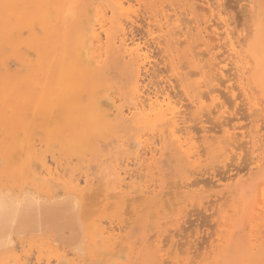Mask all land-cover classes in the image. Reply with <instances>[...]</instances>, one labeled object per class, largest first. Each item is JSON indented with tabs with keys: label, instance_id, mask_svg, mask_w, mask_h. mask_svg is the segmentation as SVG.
<instances>
[{
	"label": "rangeland",
	"instance_id": "obj_1",
	"mask_svg": "<svg viewBox=\"0 0 264 264\" xmlns=\"http://www.w3.org/2000/svg\"><path fill=\"white\" fill-rule=\"evenodd\" d=\"M20 1L21 3H23L24 7H27V0H20ZM103 1L101 3V1L98 0H72L73 3L77 4V6L79 7L78 9L81 10V15H78L75 20L65 21L64 24L61 25L63 27L65 36L61 39H58L57 43L50 41L47 44H45L44 42L40 43L38 40L32 41L30 31L27 32V30L29 29L21 28L24 25V22L21 19V14H20L21 12L17 11V6H15L14 4H9L7 8L4 9L0 8V189L1 192L9 191L13 195L18 196L17 198L20 199H23L25 194L29 195L30 193H34L35 196L37 195L36 197L39 198L40 201L42 200L45 202L44 199H46V202H48L46 203V205L53 204L50 202L52 200L54 202L55 200H57L55 203H59V201L61 203L62 199L64 200L65 197L66 198L70 197V199L73 197L72 204L71 203L70 204L74 205L75 208L78 206L77 204H81V209L79 207V211L77 209V212L80 215V213L84 210V212H86L85 214H83L84 219L85 216L89 217L86 218V222L84 220L83 223L87 224L90 220V217L94 218L92 219V221L94 220L95 222L94 227L95 225H97L96 227H98L99 224L103 222L100 225L104 227L102 231L105 230L104 233L108 234V235H104L102 233V236L104 237H102L99 233H97L99 236L98 235L93 236V234L96 235L94 233L96 227L95 228L93 227L94 231H92L90 240L94 238L95 239L90 241V243L87 242L89 243L88 244L89 247H86L85 245L84 253H81L82 251L81 252L70 251L69 249H67V247H65L63 243L61 244L60 242L58 243L56 242L53 244L54 240L52 241L53 238H50L48 234H45L43 236L41 235L38 238L31 237V235L30 236L27 235L28 237L22 239L21 238L15 239L12 248L7 251L8 254L0 252V264H47L48 262H52L51 264H57L58 259L61 258L62 256L64 257L65 260L68 261V264H112V263L113 264H189V263L191 264H264V143H263L264 142V117H263L264 93L260 88V86H258L257 83L254 82L253 78L250 77V74L247 73L246 74L247 79L245 80V83L248 84V87L250 86V90L252 91V92L250 91L251 102L253 104L255 103L259 104V106L251 110L252 111L251 112L249 110V106H247V101H245L243 97H239L241 96V92H239L238 89H236L238 90L237 92L235 90V94L238 95V97H236L237 99L235 97H232V95L230 96L231 93L229 94L228 89H226V87L231 83L232 84L236 83L234 81L231 83H226L227 81L226 79H228L227 77L232 76V78H234L233 77L235 73L234 70L233 71L228 70L226 72L227 77H224L222 80H220L221 81L220 83H217V81L215 82L216 84H218V86L220 84L221 90L223 92V93L221 92V95L223 94L224 98L221 96V101L224 102L225 99L227 98L226 103L225 102L224 103L226 107L229 109V111L226 115V118H223L224 121H227L228 119L229 121L232 120V124L235 127H237L238 132L242 131L245 132V134L247 133L246 135L248 134L251 135L252 133L253 136H260V138H257V140H259L258 147L260 148L259 149L256 148L257 150L254 154H253V148L251 150L249 149L250 147L249 143L246 144L244 143L245 140L246 141L251 140L250 137L248 139L247 138L240 139L239 141L240 143L239 147L241 148L240 151L239 148L238 150L234 149L236 154L237 153L239 154H237V156H234L236 154L233 152L231 156L230 155L231 152L228 151L229 152L228 153L225 152V149H222V147L226 148L224 147V145L226 146L225 143H223L224 145L222 144L223 146L217 143V139L224 140L222 134L216 135L214 141L211 139L212 135L210 133L206 134L205 132H202L204 127L208 130H211L218 127L220 123H222L223 121L222 119H220L219 114L214 113L212 114L213 115L212 117V115L208 114V111H203V113L202 112L199 113L196 110V108H194V106H191L190 108L189 105H191V103H189L190 101L188 100V97L198 96L207 93L206 91L207 89L199 88L198 86L199 83L202 84V81L206 79L205 77L208 78L210 74V68L209 66H206V64L209 65L210 56L206 51L208 47L206 46L205 43L214 46L215 49L213 50V52L217 53L218 55L221 54L223 51L222 53L223 56L219 55L221 57L220 58L218 56L219 59L223 60V58L227 56V52L226 53L224 52V50H226L224 48L225 47L223 44L224 42H222L224 41L223 40L224 36H221L223 35L222 34L223 30L219 29L218 31L220 32L219 36H209V38L213 37L212 38L213 40H215L216 38H221L222 39L221 41L217 39L216 41H212V40L210 41V39L207 36L205 38H202L198 35L197 31L193 29L190 30L189 32L190 34L188 33L186 40L184 37L180 39V36L175 35L176 31H174V29H171L173 28V25L170 24V22H172L176 18L175 14H177L178 16L180 15L179 17L185 15V17L182 16L181 19L183 18L185 20L187 18L188 20L192 19L195 23H192L193 21L191 22L189 20L190 23L192 24L191 26H194V24L196 25L200 24L202 27H204L205 23L203 22H205V20H208L210 16L205 15L206 9H203L204 7H201L200 5L201 3L198 2L199 0L196 1L195 0H185V1L132 0L131 2L130 0L127 1L122 0L123 2L125 1L126 3L125 5L127 8H129V6L130 7L132 6L131 8H129L131 9L129 14H131L132 18L135 20L138 19L140 21L136 20L139 23H137L138 25L136 24L135 28L133 29L134 26L131 27L132 25L130 26V24H128L129 25L128 26L126 24L128 22L126 21L128 20V17H131L128 13L127 16L125 15L126 18L125 16L123 18V15H120V17H116V19L119 22L122 20L121 18H123L122 23L126 24L124 25L127 29L126 31L129 32L130 30H132V32H134L133 35L137 39L139 38V36L142 39L144 38L146 39L148 37L146 34V27L143 26L147 23L148 24L152 23L151 27L153 31L155 30L154 31L155 36H161L167 34V37L171 36L172 38L180 39V41L178 40L177 44H173V48H172V44L168 43L164 37H161L159 39V41H161V45L156 44L157 42L149 37L146 39L152 51L151 61L153 63L152 65H154V66L151 65L152 67L150 73L152 75L150 74L149 80L151 81L152 78L154 77L153 78L154 82L153 81L152 82L157 85L159 84L160 86L159 88H161V86L162 87L165 86V88L168 87L170 93L173 91L171 95L175 101H180L181 104H183L182 110L186 111L187 114L186 117L189 119L190 116L192 115V119L194 121L190 118L189 119L190 122L185 126L188 128L190 127L191 129L189 130L185 128V130L187 129L186 132L188 133V135L185 132V134H183L182 136L186 137L185 139H188L187 141L190 144L194 143V146L196 150H198V152L200 153V156H197V158L188 159L186 148L182 149L180 146H178V143L173 142V140L170 142L171 139L168 138V130L170 128V124L164 122H157L155 119L153 120V118H140V117L134 118L128 116V113L126 111L127 108L132 107V104H135V101H138V99H135L134 97V96L137 97L134 90V82H135L134 77L136 73L132 69L133 67L128 62V60L123 59L124 58L123 51L120 48H117L118 44L116 41H117V36L118 34L120 35V33L116 29L110 30L108 32L110 33L109 36H107L106 33H103L104 36L102 34L103 37L101 36V39L99 41L96 39L91 41L92 42L91 50L93 52V57L91 60H89L91 62L90 63L89 61L85 62V60L82 59L80 62V66L83 67L86 66L87 64H91V65L94 64L92 65L93 67H91L92 70L94 69L93 74L88 79H81L82 89H84V91L78 93L76 96L77 100L85 107H88L95 98L96 100L99 99L98 101L100 103L101 109H103L102 111L106 110V112L109 113L108 118L109 119L111 118L110 119L111 127L109 129L110 135L104 136L100 133H95L93 130L84 129L83 128L84 126L83 127L81 126L82 129L84 130V135H83L84 141L81 144H84L85 147H81L83 148V150L79 148L78 151L74 150L75 151L74 152L73 148L69 146L70 143L67 139L74 137L75 129L77 127L79 128L80 124H78L77 120L75 119L71 120V123L66 122L65 117L67 115V112L63 110H58L54 113V116H56L59 120L58 122L59 125L61 126L60 131L61 129L63 131L60 133L59 131H57L59 133L58 134L53 129L52 126L47 124L45 120L46 118L43 115V109L37 103V99L39 97L41 87L42 86L45 87V85L46 87H50L53 84H55V82L58 80L62 61L66 59L65 57H69L72 55L70 42L73 33L75 31H81L85 28L84 15L87 16L90 15L89 17L91 18V20L93 19L92 26L95 27V29H97V27L99 28V25L97 24H99V22H101L102 20L105 23L109 22L108 28L111 27V21L114 20L115 18L112 15V11L115 9H111L112 8L111 6L113 4H110L108 7L107 3H110L109 1L107 0H103ZM197 2H198V6L195 5L197 4ZM220 3H221L220 9L223 10V18L229 24H231L230 29L233 32H235L234 36L238 37L240 35L242 50L243 52L246 51L250 43L254 39L255 24L257 22V15L259 8L261 7V1L260 0H220ZM223 3H225V5ZM39 7L40 5L38 4L36 6H33L31 10H35ZM114 8L116 7L114 6ZM201 9H203L204 11ZM189 11L190 13H192V15L190 16H188ZM114 12H116V10ZM193 12L196 15H194ZM156 13L159 14L156 15ZM13 14L15 18L12 16ZM96 14L98 15L96 16ZM245 15L246 17L248 16L249 18L248 19L245 18L244 17ZM148 17L149 18L152 17L153 19L152 18L149 19ZM119 18L121 20H119ZM184 19L181 20V22H184L185 21ZM245 19H247L248 21L245 22ZM124 21H126V23ZM186 23L190 25V23H188L187 20ZM41 25L44 27V29H47L45 22H41ZM41 25H38L36 23L35 26L37 28L35 29H37V31H41L42 30ZM10 27H13V29L10 30L9 29ZM160 27H163V30H160L159 29ZM23 29L24 31L22 33L21 31ZM139 29L140 30L142 29L143 31L142 30L140 31ZM100 32L101 30L98 29L97 33ZM142 32L143 33L145 32V34H143ZM23 37L25 38L22 39ZM26 37L27 39H30V41L29 40L26 41L25 40ZM115 39L116 41H114ZM182 42H184L183 45L181 44ZM197 42H199L200 44ZM163 43L165 46L163 45ZM195 43L196 46L198 45L197 47L194 46ZM213 43H218V44H213ZM179 44H181L182 47ZM20 45H22L21 48H19ZM217 46H222V47H218V51H217ZM183 50L187 51L188 54H185L186 52H184ZM201 50L204 51L202 52ZM192 51H195L194 54L196 53L195 55H197L193 60H191V57L189 55L190 53L193 54ZM102 54L104 55L102 56ZM168 55L169 57H167ZM53 56L55 57L54 58L55 61H53L52 63L51 59ZM199 60L200 62H198ZM153 61L155 62V64ZM239 62L243 66H248L249 64L252 63V62L248 63L249 62L248 58H246V56L243 55H242V59H240ZM185 63L188 65L185 66ZM202 64H205L204 66H206L207 68L206 67L202 68L203 66ZM122 65L125 67V69ZM200 65H202L201 69H200ZM126 67L130 69L127 70ZM112 68H114L113 70L115 72H111ZM159 70L161 71V73ZM153 73L155 76L153 75ZM197 73H199L198 76L196 75ZM204 73L207 74L204 75ZM174 76L179 78V80H177L176 77ZM143 78H144L143 82L145 83H143L142 81L141 82L142 85H145L149 82V80H146L147 79L146 76H143L142 79ZM182 78L184 79L182 80ZM224 80H226L224 82L225 85H223L224 83L222 82ZM107 81L109 86L106 84ZM175 81H180V82L175 83ZM160 82L163 84H160ZM103 84L107 85L105 86L107 90H105ZM236 84H234V86H236ZM197 88L200 90V94H198ZM190 90L192 92L191 94H190ZM24 91L25 92L31 91V96H30L31 99L24 98V94H23ZM104 91L106 93H104ZM3 92L6 93L5 94L6 100L2 98ZM176 92L178 93V95ZM225 93H227L226 96ZM183 95L186 96V98ZM182 98L185 99L183 100ZM129 99L131 100V102L133 101L134 103L133 102L131 103ZM227 101L228 102L230 101L231 104L230 103L228 104ZM187 103L189 105H187ZM206 103L207 105L208 104L210 105L211 101ZM113 104H115L117 108L120 107L123 110H125L126 108L125 110L126 113L123 115L125 117L124 119H126L124 120V122L122 119L123 116L118 113L117 109L114 108L115 106ZM244 104L248 107V109ZM64 105L67 107V102H65ZM244 106L246 107L247 110L245 109ZM185 107H188L190 109V113L192 111V114L188 113L189 109ZM253 111L255 113V117L253 115L254 114ZM205 112L210 117L208 116L206 118L207 114ZM202 115H205L204 118L202 117ZM250 116L253 117L250 118ZM197 117H199V119ZM212 118H213L212 121L214 123L212 124V121L208 123ZM204 120H206V122ZM218 120H220V123H218L219 122ZM250 121L251 124L249 123ZM143 122H145L147 126L144 125ZM164 124H166L167 126ZM242 125L245 126L246 129L247 128L248 129L246 130ZM182 126L183 125H181L180 128H182ZM193 126L194 127L196 126V128H193ZM208 127H211V129ZM238 127H240V129ZM157 128L159 129V131L161 130L159 133L161 135L165 134L167 138L164 135L162 138V142L156 143L159 145L157 146L158 148H160L161 145L163 144L164 145L163 147L161 146V150H159L157 154L158 156L156 157L155 161H151L149 160L150 157L145 156V154L143 153H144V148H146L148 144L151 145V143L154 141V139H152L151 136H154L156 134L155 130H157ZM193 129L195 132L193 131ZM198 130H200L201 132H199ZM163 131H165L166 133H164ZM145 134L147 135V137ZM156 135L157 136L154 137H158L159 140L158 133ZM140 137L142 138L141 141H140ZM219 137L222 138L220 139ZM198 138H200L201 140ZM22 139L24 140V143L22 142ZM138 140L142 144V150L140 147L141 144H139ZM210 140L216 144L212 143ZM67 141L69 144H67ZM136 142L138 143V145H140L137 146L139 148L135 147ZM22 143L24 145L22 146L24 150L22 151L21 149L20 151L21 148L20 145H22ZM241 144L244 145V148H242L243 145L240 146ZM172 145L175 146L172 147ZM53 146L54 149L56 150H53ZM237 146L238 145H236V147ZM175 147L180 149L175 150ZM26 150H27V154H26ZM177 150H180L181 152L180 151L178 152ZM218 150L219 151L221 150V152H224L225 154L222 153L221 156V152L219 154ZM248 151L252 153L250 154V156H248L249 155ZM14 152L16 153V155ZM28 152L31 159L28 157ZM139 152L144 156L140 155ZM165 152L169 153V155L167 153L165 154ZM203 153H205L206 155H204ZM218 155H220V157ZM238 155L241 156L239 157ZM258 155L260 156L261 162L260 164L257 165L256 163L255 164L253 163L254 161L256 162V160H254L253 158L254 157L256 158ZM140 156L144 160L141 161V165H140L142 166L140 167L141 171L140 170L138 171V169L135 166H133L132 163L136 162L137 160L136 161L134 160ZM168 157L170 160H174V162L173 161L170 162ZM247 157L250 160L247 159ZM241 158H244L245 160L244 159L241 160ZM233 159L234 161L236 159L238 160L234 162L232 161ZM119 161H121V164H123L122 162H124V164L121 166ZM230 162L233 164L230 165L231 164ZM215 163L216 164L218 163L217 165L219 167L218 166L216 167ZM227 163L230 164L228 165ZM220 166H222V168H220ZM133 167L135 168V170ZM48 169H51L52 171L50 172V170ZM125 169L126 170L130 169L132 173L135 175L134 177L137 178L130 180L129 176L124 174L126 172ZM231 169H233L234 171ZM209 170H211L210 171L211 176L208 173ZM217 171L220 172L218 173V175H216ZM134 172L136 174L140 173L137 175H141L140 176L141 178H139V176H136ZM191 172L192 173L194 172L193 175L190 174ZM171 175H173V180H174L173 183L171 182L172 179L170 178ZM212 175L215 176L213 177ZM110 176L112 177L110 178ZM167 181L170 185L166 183ZM97 182H99L98 185L96 184ZM176 183H178V185ZM50 184H52V186H50ZM94 184L97 186H95ZM175 184L176 187H172ZM99 185L101 186V188L99 187ZM102 185L104 186V188ZM135 186L138 187L139 192L143 190V192L139 193V197H136L138 196L137 193L136 194L132 193L133 190H135L136 188ZM190 186L193 187L191 188ZM88 187H90V189H88ZM138 189L136 188L137 191ZM65 190L66 191L68 190V193H65L66 192ZM170 190L172 191L171 194H173L174 206L171 205L172 203L171 199L173 200V198L170 196L172 195L171 194L168 195L170 193ZM176 191L177 192L179 191L177 195H176ZM110 192L113 194H111ZM75 193L77 194V196L75 195ZM100 193L101 194L104 193L105 196L103 194L101 196ZM78 195L80 196V198ZM94 195L96 197H94ZM126 196H129L130 198L131 197L134 198H132L131 200L129 199L127 202L126 199H128L129 197ZM67 200L68 199H66V201ZM85 200L87 201L88 206L86 205L87 203L82 204V202H84ZM143 200H147V201H143ZM67 202H69V200ZM67 202H63V204L65 203L66 205ZM111 203H113L114 206ZM119 203H122V206ZM155 203H157V205H155ZM96 204H98L99 207H97ZM82 205L85 206L82 207ZM139 205L141 206L143 205L144 206V207L142 206L143 209ZM94 206H96V208H101V207L102 208L101 210L99 209V211H97L96 208L94 209ZM106 206L107 207L110 206V207L107 208ZM111 206H113L114 208H112ZM138 206H139V210H136L138 209ZM166 206H170L169 208L172 211L170 209H169L170 211H168L167 210L168 208H166ZM127 207L128 209L125 210V208ZM110 208L112 209L111 211ZM103 209L106 210L108 209V211L106 210L103 211ZM143 212H145V214ZM152 212L154 214L157 213V215L153 216ZM130 213H132V215ZM92 214L94 217H92ZM128 215L130 218L127 217ZM132 216H134L133 219ZM126 220L127 222L125 223ZM86 224L84 225V227H87ZM88 224H91V222H89ZM92 224L91 226H93ZM153 224L154 225L157 224V225L153 226ZM162 224H165L164 227H162ZM181 224H183L184 226ZM91 226L89 225V228ZM100 226L98 227L99 229L96 230L97 232H99L98 230H101ZM173 233L174 235H172ZM175 233L177 234L175 235ZM154 234L156 235L154 236ZM108 236H110L109 238H112V242L114 241V243L115 242L117 243V244L115 243L116 245L113 244L111 249L109 247L111 245L105 242V240L106 241L108 240ZM151 236L153 237V239ZM105 237H107V239H105ZM150 237L152 240L150 239ZM164 237L166 239H164ZM102 238L104 240H102ZM100 239L104 246L102 245V243H98L101 242L99 241ZM175 240H176V244H175ZM170 246L174 249H172ZM86 248L88 249L99 248V250H96L97 252H94L95 250L92 251L88 250L89 251L88 252ZM147 248L149 249L147 250ZM100 250L101 252L99 253ZM109 250L113 252H108ZM170 252L173 256L172 255L170 256ZM192 252H193V256H192ZM102 253L103 255H101ZM5 254L7 255L5 256ZM96 254L100 256L94 257L97 256ZM115 258L116 259L119 258V259L116 260Z\"/></svg>",
	"mask_w": 264,
	"mask_h": 264
},
{
	"label": "bare ground",
	"instance_id": "obj_2",
	"mask_svg": "<svg viewBox=\"0 0 264 264\" xmlns=\"http://www.w3.org/2000/svg\"><path fill=\"white\" fill-rule=\"evenodd\" d=\"M98 1H102L103 0H98ZM109 1L110 3H107L108 4V7L110 4H113L111 7V9H115L116 12H114L115 10L112 11V15L115 17L114 20L111 21V27L108 28L109 26V22L108 23H105L103 20L101 22H99V28L97 27V29H95V27L92 26V20L91 18L89 17L90 15H84V22H85V28L81 31H75L73 33V36L71 37V42H70V48L72 50V55L69 56V57H65L66 59L64 61H62V65H61V68H60V71H59V78L58 80L55 82V84H53L52 86L50 87H41V90H40V94H39V97L37 99V103L39 104V106L42 107L43 109V115L44 117L46 118V122L48 125L52 126L53 129L57 132L59 131L62 132L63 130L61 129L60 131V125H59V120L56 116H54V113L58 110H63L65 112H67V115L65 117V120L66 122L68 123H71V120H77L78 124L79 125V128L77 127L75 129V135L74 137H71L70 139H67L69 141H67V144H69V146H71L73 148V151H78L79 148L81 147H85L84 144H81L83 141H84V130L82 129V127L84 129H89V130H93L95 133H100L104 136H109L110 135V127H111V122H110V119L108 118L109 117V113L105 111H102L103 109H101V106H100V103H99V99L96 100V98L93 100V102L88 106V107H85L84 105H82L76 98L77 94L80 93V92H83L84 89H82V82H81V79H88L91 77V75L93 74V70L91 67H93L92 65L94 64H87L86 66H83L81 67L80 66V62L82 59L85 60V62L89 61L92 59L93 57V52L91 50V44H92V40L96 39V40H100L101 39V36L103 33H106L107 36L110 35V33H108L110 30L112 29H116L120 35L118 34L117 36V41L116 39L114 41L117 42L118 44V47L117 48H120L122 51H123V59L125 60H128V62L131 64V66L133 67L132 69L135 71L136 75L134 77V90H135V94L137 95L134 96L135 99H138V101H135V104H132V107H128L127 110L125 108V110L127 111L128 113V116L130 117H140V118H153V120L155 119L157 122H164V123H168L170 124V128L168 130V138L171 139L170 142L173 140V142H177L178 143V146H180L182 149L183 148H186L187 150V156H188V159H193V158H197V156H200V153L198 152V150H196L195 146H194V143L190 144L187 140L188 139H185L186 137H183L182 135L185 134L186 130L187 129H191L190 127H185L190 121L189 119L191 118L192 119V115L190 116V114H192V111L190 113V109L188 108L190 106H194V108H196V110L200 113L203 111H208V114L209 115H212V114H219L220 115V119H222V123H220V120H218L220 123V125L214 129H211V127H208L210 128L211 130H208L206 129L205 127L203 128V131L202 132H205L206 134L207 133H210L212 135V140L215 141V138H216V135H221L222 134V137L224 138V140H219L217 139V143L219 145H222L223 143L226 144V146L224 145V147L226 148H223L222 149H225V152H231V156H232V153L235 152L234 149H237L239 148V151H240V147H239V141L240 139H245V138H251V140H248L246 141L245 140V144L246 143H249V149L251 150L253 148V154L256 152L257 149H259L260 147H258V142L259 140H257V138H260V136H253L252 133L251 135L248 134L246 135L245 132H238L237 130V127H235L233 124H232V120L229 121V119L227 121H224L223 118H226V115L229 111V109L226 107L225 103H226V100L227 98L225 99V103L221 101V96L223 97V94L221 95V86L219 84H216L215 82L217 81V83H220L224 77H227L226 76V72L229 70V71H235L234 73V78H232V76L230 77H227L228 79L222 81L223 83L226 81V83H231V82H236V83H231L230 85H228L226 87V89H228V92L230 94V96L232 95V97H238V95L235 94V90L238 89L239 92H241V96L239 97H243L245 99V101H247V106H249V110H253L255 109L257 106H259L258 103H254L253 104L251 102V98H250V86L248 87V84L245 83V80L247 79L246 78V74L249 73L250 74V77L253 78L254 82L257 83L258 86H260V88L262 89L263 93H264V0H260L261 1V7L259 8V11H258V15H257V22L255 24V35H254V39L253 41L250 43L248 49L246 51L243 52L242 50V46H241V40H240V35L238 37H235L234 33L230 28V25L224 18H223V10L220 9V6H221V3H220V0H199L198 2L201 3V7H204L203 9H206V13L205 15H209V19L208 20H205V26L202 27L200 24H194V26H191L192 24L190 23V21L192 22L193 20L189 19L188 18L186 19L188 21V23H190V25H188L186 23V20L184 22H181V17H179L177 14H175L176 18L170 22V24L173 25V28L171 29H174L175 32V35H178L180 36V39L182 37H184L186 40H187V36H188V33L190 32V30H195L197 31L198 35L202 38H205L206 36L209 38V36H219L220 35V32L219 29L223 30L222 31V34L221 36H224L223 37V40L222 42H224V48L226 50H224V52L226 53L227 52V56L225 58L222 59H219V55H222L223 51L221 54H217V53H214L213 50L215 49L214 46H211L210 44L208 43H205L206 46L208 47L207 48V52L210 56V59H209V65L206 64V66H209L210 68V74H209V77H205L206 79H204L202 81V84L199 83V88H205L207 89V93L206 94H201V95H198V96H189L188 97V100L190 101L189 103H191V105H189L187 103V105H189L188 107H185V108H188L189 109V116L190 118L188 119L186 117V111H183V104H181L180 101H175L174 98L172 97L171 92L168 90V87L165 88L161 86V88H159V84H155L153 83L154 80L152 78V80L150 81L149 78H150V70H151V67L154 66L152 65V61H151V48H150V45L148 44L147 42V38H151L152 40H155L156 44H159L161 45V41H159V39L161 37H164L165 40L172 44V48H173V44H177L178 43V40L180 41V39H176V38H172L171 36L167 37V34L166 35H161V36H155V30L153 31L152 29V23H147L145 25H143L144 27H146V34H147V38L145 39H142L139 38H135V36L133 35L134 32H132V30H130L129 32H127L126 30V27L124 25H128L130 24L131 27H133V29L135 28V25L137 23H139L138 21H136L135 19L132 18L130 11L131 8L129 6V8L126 7V3L125 1L123 2L122 0H107ZM127 1V0H126ZM132 0H130L131 2ZM185 1V0H183ZM196 1V0H195ZM104 2V1H103ZM198 2L197 5L198 6ZM222 2V1H221ZM105 3V2H104ZM169 3V2H168ZM173 3V2H172ZM9 4H14L15 6H17V11H20L21 13V19L22 21L24 22V25L21 27V28H28L29 30H27V32L30 31V34H31V40H35V41H39L40 43H45L47 44L48 42H55L57 43L58 39H61L65 36V33H64V30H63V27L61 25L64 24L65 21H68V20H75L77 18L78 15H81V10L78 9L79 7L77 6L76 3H73L72 0H27V7H24L23 3H21L20 0H0V8H7ZM40 5L39 8L35 9V10H31L33 6H36V5ZM42 4V5H41ZM163 4V3H162ZM183 4V3H182ZM194 4V3H193ZM225 5V3H223ZM132 5V4H131ZM148 5V4H146ZM169 5V4H168ZM230 5V4H229ZM246 5V4H245ZM29 6V7H28ZM114 6L117 8H114ZM141 6V5H140ZM188 6V5H187ZM143 7V6H142ZM181 7V6H180ZM186 7V6H185ZM98 8V7H97ZM141 8V7H140ZM170 8V6H169ZM197 8V7H196ZM195 8V9H196ZM200 8V6H199ZM198 8V9H199ZM101 9V8H99ZM107 9V8H106ZM201 9V10H203ZM228 9V8H227ZM237 9V8H236ZM103 10V9H102ZM176 10V9H175ZM239 10V9H238ZM109 11V10H108ZM134 11V10H133ZM172 11V10H170ZM177 11V10H176ZM187 11V10H186ZM195 11V10H193ZM198 11V10H197ZM204 11V10H203ZM202 11V12H203ZM89 12V11H88ZM95 12V11H94ZM182 12V11H181ZM201 12V11H200ZM237 12V11H236ZM86 13V12H85ZM96 13V12H95ZM98 13V12H97ZM117 13V14H116ZM127 13L131 16V17H128V21L126 23V21H124L126 24H123L122 20L124 18V16L126 15L127 16ZM194 13V12H193ZM199 13V12H198ZM91 14V12H90ZM108 14V13H106ZM135 14V13H134ZM159 14V13H156V15ZM166 14V13H165ZM179 14V13H178ZM227 14V13H226ZM239 14V13H238ZM93 15V14H92ZM98 14H96L97 16ZM119 15V16H118ZM120 15H123V18H119V21L116 19V17H120ZM137 15V14H136ZM169 15V14H167ZM192 15V13H190L189 11V14L188 16ZM194 15H196L194 13ZM247 15V14H246ZM246 15L244 16L245 18H249L248 16L246 17ZM14 17V14L12 15ZM102 16V15H101ZM125 16V18H126ZM134 16V15H133ZM152 16V15H151ZM159 16V15H158ZM157 16V17H158ZM173 16V15H171ZM187 16V17H188ZM228 16V15H227ZM108 17V16H107ZM142 17V16H141ZM185 17V15L183 16ZM242 17V15H241ZM15 18V17H14ZM93 18V17H92ZM96 18V17H95ZM98 18V17H97ZM138 18V17H137ZM149 18V17H148ZM152 18V17H151ZM149 18V19H151ZM190 18V17H189ZM228 18V17H227ZM32 19V20H31ZM116 19V20H115ZM153 19V18H152ZM245 19V22H247L248 20ZM82 20V19H81ZM96 20V19H95ZM94 20V21H95ZM105 20V19H104ZM142 20V18H141ZM163 20V19H162ZM197 20V19H196ZM200 20V19H199ZM202 21V20H201ZM214 21V22H213ZM41 22H45L46 24V27L47 29H44V27L41 25ZM96 22V21H95ZM153 22V21H152ZM213 22V23H212ZM38 24V25H41L42 26V30L41 31H37V28L35 26V24ZM167 23V22H166ZM192 23H195L194 21ZM197 23V22H196ZM199 23V22H198ZM201 23V22H200ZM233 23V22H231ZM235 24V23H234ZM245 24V23H244ZM138 25V24H137ZM147 25V26H146ZM164 25V24H163ZM167 25V24H166ZM129 26V25H128ZM156 26V25H154ZM15 28V27H14ZM155 28V27H154ZM168 28H169V25H168ZM10 30L13 29V27H10L9 28ZM101 30L100 33H97V31ZM157 29V28H156ZM160 30H163V27H160L159 28ZM15 30V29H14ZM140 30V29H139ZM138 30V32H139ZM142 30V29H141ZM140 30V31H141ZM158 30V29H157ZM24 29L21 31L23 33ZM143 31V30H142ZM141 33V32H140ZM143 33V32H142ZM173 33V32H171ZM145 34V32L143 33ZM190 34V33H189ZM196 35V34H195ZM104 36V34H103ZM102 36V37H103ZM142 36V34H141ZM144 36V35H143ZM106 37V36H105ZM138 37V35H137ZM146 37V36H145ZM25 37H23L22 39H24ZM213 38V37H212ZM212 38H209L210 41H216L217 40H222L221 38H216L215 40H213ZM207 39V38H206ZM26 41H30V39H25ZM113 41V42H114ZM163 41V39H162ZM184 41V40H183ZM25 42V41H24ZM115 42V43H116ZM185 42V41H184ZM184 42H182L181 44L183 45ZM221 42V43H222ZM94 43V41H93ZM199 43V42H197ZM179 44V45H181ZM200 44V43H199ZM213 44H218V43H213ZM164 45V43H163ZM181 45V47H182ZM222 45V44H221ZM22 45L19 46V48H21ZM104 46V45H103ZM165 46V45H164ZM163 46V47H164ZM196 46V43L195 45ZM198 46V45H197ZM196 46V47H197ZM223 46V45H222ZM222 46H217V51H218V47H222ZM18 48V49H19ZM111 48V47H110ZM194 48V47H193ZM192 48V50H193ZM203 48V46H202ZM223 48V49H224ZM103 49V48H102ZM185 49V48H184ZM118 50V49H117ZM159 50V49H158ZM163 50V49H162ZM186 50V49H185ZM183 50L184 52H186L185 54H188L187 51ZM202 51V50H201ZM204 51V50H203ZM202 51V52H203ZM114 52V51H113ZM112 52V53H113ZM163 52V51H162ZM193 54L195 51H192ZM161 53V52H160ZM159 54V53H158ZM192 53H190V57H191V60H193L195 58V56L197 55H193ZM199 54V53H197ZM203 54H206V53H203ZM104 54H102L103 56ZM242 55L243 56H246V58H248V63L252 62L251 64H249L248 66H243L240 64L239 60L242 59ZM101 56V57H102ZM208 56V55H207ZM219 56V57H218ZM223 56V55H222ZM225 56V55H224ZM155 57V56H154ZM169 57V55L167 56ZM182 57V56H181ZM54 56L52 57L51 61L53 63L54 60ZM208 58V57H206ZM205 58V59H206ZM221 58V57H220ZM155 59V58H154ZM166 60V59H165ZM195 61V60H194ZM91 61H89L90 63ZM120 62V61H119ZM127 62V61H126ZM154 62V61H153ZM190 62H193V61H190ZM197 62V61H196ZM200 62V60L198 61ZM94 63V62H93ZM97 63V62H95ZM122 63V61H121ZM160 63V62H159ZM128 64V63H127ZM155 64V62H154ZM169 64V63H168ZM193 64V63H192ZM91 65V66H90ZM152 65V66H151ZM164 65V64H163ZM188 65L185 63V66ZM194 65V64H193ZM203 65V66H202ZM200 65V69H201V66L202 68L203 67H206L204 66L205 64H202ZM231 65V67H230ZM110 66V65H109ZM123 66V65H122ZM126 66V65H125ZM183 66V65H182ZM181 66V67H182ZM124 67V66H123ZM230 67V68H228ZM111 68V67H110ZM171 68V67H170ZM178 68V67H176ZM175 68V69H176ZM190 68V67H189ZM207 68V67H206ZM114 68H112L111 72H115L113 70ZM125 69V67H124ZM126 69H130V68H127ZM169 69V68H168ZM132 70V71H133ZM155 70V69H154ZM160 71V70H159ZM127 72V71H126ZM130 72V71H129ZM165 72V71H164ZM191 72V71H190ZM196 72V71H194ZM193 72V73H194ZM133 73V72H132ZM131 73V74H132ZM161 73V71H160ZM159 73V74H160ZM130 74V75H131ZM163 74V73H162ZM199 73H197L196 75L198 76ZM207 73H204V75H206ZM152 75V74H151ZM154 75V73H153ZM180 75H183V74H180ZM143 76H146V80H149V82L145 85H142V82L144 81V78L142 79ZM155 76V75H154ZM158 76V75H157ZM166 76V75H165ZM176 77V76H174ZM173 77V78H174ZM171 78V79H173ZM159 79V78H158ZM177 80H179V78L176 77ZM175 79V80H176ZM184 78H182L183 80ZM199 79V78H198ZM208 79V80H207ZM236 79V80H235ZM249 79V78H248ZM125 80V79H124ZM181 80V79H180ZM132 81H133V78H132ZM142 81V82H141ZM153 81V82H152ZM161 81V80H160ZM167 81V79H166ZM219 81V82H218ZM176 82H180V81H175ZM247 82V81H246ZM132 83V82H131ZM145 83V82H143ZM157 83V81H156ZM159 83V81H158ZM169 83V82H168ZM167 83V85H168ZM174 83V81H173ZM249 83V82H248ZM108 85V81L106 83ZM160 84H163L160 82ZM180 84V83H179ZM234 84H236V86H234ZM104 87L107 86L105 84H103ZM176 85V84H175ZM225 85V83L223 84ZM109 86V85H108ZM171 87V86H170ZM176 87V86H175ZM180 87V85H179ZM177 88H178V85H177ZM224 88V87H223ZM133 89V87H132ZM176 89V88H175ZM198 89V88H197ZM105 90H107V88L105 87ZM130 90H131V87H130ZM171 90V89H170ZM179 90V89H177ZM236 90V92L238 91ZM93 91V90H92ZM203 91V90H202ZM180 92V91H179ZM252 92V91H251ZM104 93H106L104 91ZM175 93V92H174ZM173 93V94H174ZM177 93V92H176ZM182 93V91H181ZM180 93V94H181ZM191 90H190V94H191ZM223 93V92H222ZM6 93L3 92L2 94V98H4L6 100ZM24 94V98L25 99H31L30 96H31V91H27V92H23ZM93 94V93H92ZM198 94H200V90L198 89ZM96 95V94H95ZM178 95V93H177ZM176 95V96H177ZM227 95V93H225V96ZM107 96V94H106ZM184 96V95H183ZM93 97V96H92ZM96 97V96H95ZM105 97V95H104ZM186 98V96H184ZM184 98V99H185ZM224 98V97H223ZM183 99V98H182ZM183 99V100H184ZM237 99V98H236ZM242 99V100H244ZM128 100V99H127ZM130 100V99H129ZM208 100V101H207ZM211 101V104L207 105L206 102H210ZM67 102V107L64 105V103ZM129 102V101H128ZM131 102V100H130ZM133 102V101H132ZM131 102V103H132ZM188 102V101H187ZM241 102V101H240ZM34 103V102H33ZM36 103V104H37ZM134 103V102H133ZM227 103L229 104L230 101ZM245 103V102H244ZM130 104V103H129ZM231 104V103H230ZM239 104V103H238ZM263 104V103H261ZM115 107V109H117L118 113L120 115H124L126 112L125 110H123L122 108L120 107H116L115 104H113ZM241 105V104H240ZM239 105V106H240ZM245 105V104H244ZM118 106V105H117ZM128 106V105H127ZM186 106V105H184ZM231 106V105H229ZM246 106V105H245ZM244 106V107H245ZM246 106V107H247ZM36 107V105H35ZM243 107V108H244ZM245 107V109H246ZM193 108V109H194ZM232 108V107H231ZM112 109V108H111ZM242 109V107H241ZM248 109V107H247ZM246 109V110H247ZM115 111V110H114ZM231 111V110H230ZM237 111V110H236ZM235 111V112H236ZM241 111V110H240ZM255 111V110H254ZM253 111V113H254ZM263 111V109H262ZM233 112V111H232ZM231 112V113H232ZM252 112V111H251ZM258 112V111H257ZM206 113V112H205ZM204 113V114H205ZM238 113V112H237ZM240 113V112H239ZM207 114V113H206ZM205 114V115H206ZM206 115V118L209 116V115ZM230 114V113H229ZM241 114V113H240ZM247 114V113H246ZM257 114V113H256ZM118 115V114H117ZM205 115H202V117L204 118ZM252 115V114H250ZM254 117H255V113L253 114ZM258 115V114H257ZM127 116V115H126ZM247 116V115H245ZM249 116V115H248ZM120 117V116H119ZM201 117V118H202ZM210 117V116H209ZM213 117V115H212ZM230 117V116H229ZM235 117V116H234ZM253 117V116H250V118ZM264 117V116H263ZM125 117L123 116V122ZM129 118V117H128ZM199 119V117H197ZM217 119V118H216ZM214 119V120H216ZM233 119V117H232ZM242 119V118H241ZM262 119V118H261ZM132 120V119H131ZM193 120V119H192ZM207 120V119H206ZM206 120H204L206 122ZM213 120V118L208 122L210 123L211 121ZM252 120V119H251ZM255 120V119H254ZM253 120V121H254ZM133 121V120H132ZM194 121V120H193ZM203 121V120H202ZM234 121V120H233ZM252 121V122H253ZM256 121V120H255ZM262 121V120H261ZM135 122V121H134ZM154 122V121H153ZM204 122V123H205ZM217 122V121H216ZM215 122V123H216ZM246 122V121H245ZM144 125H146L145 122H143ZM142 123V124H143ZM202 123V122H200ZM214 122L212 121V124ZM251 124V121L249 122ZM248 123V125H249ZM121 124V123H120ZM125 124V123H124ZM131 124V123H130ZM149 124V122H148ZM206 124V123H205ZM255 124V123H254ZM151 125V124H150ZM158 125V124H157ZM166 125V124H164ZM182 126V128H180V126ZM198 125V124H197ZM196 125V126H197ZM217 125V124H216ZM247 125V126H248ZM82 126V127H81ZM119 126V125H118ZM125 126V125H124ZM129 126V125H128ZM147 126V125H146ZM152 126V125H151ZM163 126V125H161ZM160 126V128H161ZM167 126V125H166ZM196 126L193 128H196ZM243 126V125H242ZM251 126V125H250ZM123 127V126H122ZM245 128V126H243ZM63 128V127H62ZM129 128V127H128ZM166 128V127H165ZM185 128H187L185 130ZM200 128V127H199ZM198 128V129H199ZM240 129V127H238ZM243 128V129H244ZM260 128H261V125H260ZM201 129V128H200ZM242 129V130H243ZM246 129V128H245ZM248 129V128H247ZM246 129V130H247ZM254 129V128H252ZM251 129V130H252ZM125 130V129H124ZM158 130V131H157ZM157 130H155L154 132L158 135H159V140H158V137H154V136H157L156 134L154 136H151L152 139H154V141L150 144H148V146L146 148H144V153L145 156H148L150 157L149 160L151 161H155L156 157L158 156V152L159 150H161V146L163 147V145L160 146V148H158L157 146H159L158 144H156L157 142L158 143H161L162 142V138L163 136L165 135H161L159 132V129L157 128ZM167 130V129H166ZM165 130V131H166ZM165 131H163L164 133H166ZM194 131V129H193ZM199 132H201L200 130H198ZM260 131V130H258ZM195 132V131H194ZM249 132V131H247ZM58 133V132H57ZM58 133V134H59ZM187 133V132H186ZM259 133V132H258ZM194 134V133H193ZM199 134V133H197ZM201 134V133H200ZM26 135V134H25ZM146 135V134H145ZM188 135V133H187ZM255 135V134H254ZM263 135V134H262ZM150 136V135H149ZM148 136V137H149ZM193 136V135H192ZM195 136V135H194ZM199 136V135H198ZM205 136V135H204ZM248 136V137H247ZM69 137V136H68ZM143 137V136H141ZM140 137V141H141V138ZM147 137V135H146ZM154 137V138H153ZM165 137L167 138V136L165 135ZM207 137V136H206ZM211 137V136H210ZM221 137V138H222ZM194 138V137H193ZM192 138V139H193ZM201 138V137H200ZM198 138V139H200ZM220 138V137H219ZM220 138V139H221ZM145 139V137H144ZM151 139V138H150ZM149 139V140H150ZM167 139V140H169ZM195 139V138H194ZM201 140V139H200ZM151 141V140H150ZM211 141V140H210ZM22 142L24 143V140L22 139ZM139 142V140H138ZM169 142V144H170ZM212 142V141H211ZM22 143V145H20V151L22 149V151L24 150L22 146H24ZM145 143V142H143ZM167 143V142H166ZM214 143V142H212ZM238 143V144H237ZM242 143V142H241ZM243 143V144H244ZM252 146H251V144ZM264 143V142H263ZM139 144H141L139 142ZM168 144V143H167ZM199 144V143H198ZM216 144V143H214ZM213 144V145H214ZM243 144H241L240 146H242ZM201 145V144H200ZM222 145V146H223ZM236 145H238L236 147ZM248 145V144H247ZM27 146V145H26ZM25 146V147H26ZM29 146V145H28ZM137 146H140L138 145V143L136 142L135 143V147ZM146 146V145H145ZM168 146V145H167ZM175 146V145H172V147ZM202 146V145H201ZM37 147V146H36ZM141 150H142V144H141ZM170 147V146H169ZM246 147V146H245ZM28 148V147H27ZM116 148V147H115ZM139 148V147H137ZM208 148V147H207ZM244 148V145L243 147ZM257 148V149H256ZM165 149V148H164ZM176 149H180V148H177L175 147V150ZM206 149V148H205ZM204 149V151H205ZM217 149V148H215ZM221 149V150H222ZM53 150H56L54 149V146H53ZM71 150V149H70ZM81 150H83V148H81ZM221 150L218 152L220 154ZM236 150V151H237ZM243 150V149H242ZM245 150V149H244ZM74 151V152H75ZM133 151V150H132ZM136 151V150H135ZM163 151V150H162ZM161 151V152H162ZM178 152L180 150H177ZM183 151V150H182ZM55 152V151H54ZM141 152V151H140ZM139 152V154H140ZM181 152V151H180ZM228 152V153H229ZM249 152V151H248ZM15 153V152H14ZM22 153V152H21ZM43 153V152H42ZM110 153V152H109ZM108 153V154H109ZM167 152H165L166 154ZM222 153L224 152H221V156H222ZM245 153V152H244ZM26 154H27V150H26ZM135 154V153H133ZM169 155V153H167ZM204 155H206L205 153H203ZM225 154V153H224ZM239 154V153H237ZM234 155V156H237ZM250 153L249 152V155L250 156ZM260 154V153H259ZM16 155V153H15ZM73 155V154H72ZM142 155V154H140ZM164 155V154H163ZM202 155V154H201ZM203 155V157H204ZM217 155V154H216ZM245 155V154H244ZM20 156V155H18ZM23 156V155H22ZM45 156V155H44ZM144 156V155H142ZM185 156V155H184ZM220 157V155H218ZM239 156V155H238ZM241 156V155H240ZM239 156V157H240ZM252 156V155H251ZM256 156V155H255ZM28 157L31 159V157L29 156V152H28ZM202 157V158H203ZM224 157V156H223ZM23 158V157H22ZM48 158V157H47ZM145 158V157H144ZM257 158V159H256ZM254 157L253 159L256 160V162L254 161L253 163L255 164H260L261 162V159H260V156L258 155L257 157ZM169 159V157H168ZM205 159V157H204ZM223 159V158H221ZM244 159V158H241V160ZM247 159H249L247 157ZM246 159V160H247ZM252 159V160H253ZM134 160V158H133ZM137 160V161H136ZM144 160L140 157L136 158L134 161L136 162H133V166H135L138 171L140 170L141 171V168L142 166L141 165V161ZM147 160V159H146ZM170 160V159H169ZM220 160V159H219ZM238 159H236L234 161V159L232 161L236 162ZM245 160V159H244ZM250 160V159H249ZM123 161V160H122ZM174 162V160H170V162ZM214 161V160H213ZM222 161V160H221ZM231 161V162H232ZM120 164H121V161H119ZM204 162V161H203ZM230 162V163H231ZM124 164V162H122ZM196 163V161H195ZM230 163H227L228 165ZM45 164V163H43ZM54 164V163H53ZM119 164V165H120ZM121 164V166L123 165ZM128 164V162H127ZM126 164V165H127ZM216 164V163H215ZM218 164V163H217ZM215 165L216 167L218 165ZM223 164V163H221ZM233 163H231L230 165H232ZM246 164V162H245ZM249 164V163H248ZM247 164V165H248ZM31 165V164H30ZM118 165V164H117ZM130 166V165H129ZM139 166V167H137ZM226 166V164H225ZM31 167V166H30ZM128 167V166H127ZM131 167V166H130ZM215 167V168H216ZM219 167V166H218ZM248 167V166H247ZM34 168V167H33ZM134 168V167H133ZM132 168V169H133ZM145 168V167H144ZM174 168V167H173ZM214 168V169H215ZM220 168H222V166H220ZM233 168V167H232ZM236 168V167H235ZM245 168V167H244ZM41 169V168H40ZM65 169V168H64ZM146 169V168H145ZM209 169V168H208ZM207 169V170H208ZM212 169V168H211ZM213 169V170H214ZM237 169V168H236ZM247 169V168H246ZM254 169V168H253ZM50 170V172L52 171L51 169H48ZM126 170V169H125ZM135 170V168H134ZM133 170V171H134ZM147 170V169H146ZM216 170V169H215ZM229 170V168H228ZM227 170V171H228ZM233 170V169H231ZM243 170V169H242ZM193 171V170H192ZM199 171V170H198ZM206 171V170H205ZM204 171V172H205ZM211 170H209V174L211 176V173H210ZM234 171V170H233ZM241 171V170H240ZM32 172V171H31ZM39 172V171H38ZM44 172V171H42ZM54 172V171H53ZM144 172V170H143ZM221 172H224V171H221ZM46 173V172H45ZM55 173V172H54ZM97 173V172H95ZM135 173V172H134ZM194 173V172H193ZM193 173L191 172L190 174L193 175ZM196 173V172H195ZM200 173V172H198ZM207 173V174H208ZM220 173L219 171H217V174ZM226 173V172H225ZM39 174V173H38ZM48 174V173H47ZM63 174V173H62ZM65 174V173H64ZM122 174V173H121ZM125 175H128L130 180L131 179H134V178H137V177H134L135 175L132 173V171L130 169H127L126 172L124 173ZM136 174V173H135ZM137 174H140V173H137ZM136 176H139V178H141L140 176L141 175H137ZM206 174V175H207ZM213 174V173H212ZM46 175V174H45ZM53 175V174H52ZM56 175V174H55ZM200 175V174H199ZM124 176V175H123ZM172 176V177H171ZM170 178L171 179V182L173 183L174 180H173V175H171ZM213 176V175H212ZM215 176V175H214ZM213 176V177H214ZM54 177V176H53ZM112 176H110L111 178ZM115 177V176H114ZM121 177V176H120ZM200 177V176H199ZM209 177V176H207ZM60 178V177H58ZM84 178V177H83ZM124 178V177H123ZM147 178V177H146ZM202 178V177H201ZM38 179V178H36ZM119 179V178H118ZM143 179V178H142ZM145 179V177H144ZM206 179V178H205ZM102 180V179H101ZM121 180V179H120ZM183 180V179H182ZM209 180V178H208ZM211 180V179H210ZM36 181V180H34ZM96 181V180H95ZM127 181V180H126ZM199 181V180H198ZM201 181V180H200ZM48 182V181H46ZM148 182V181H147ZM178 182V181H177ZM208 182V181H207ZM99 182H97L96 184L98 185ZM136 183V182H135ZM168 185H170L168 183V181L166 182ZM180 183V182H179ZM198 183V182H197ZM196 183V184H197ZM204 183V182H203ZM209 183V182H208ZM61 184V183H60ZM166 184V185H167ZM178 185V183H176ZM176 184L172 187H176ZM58 185V184H57ZM95 185V184H94ZM95 185V186H97ZM105 185V183H104ZM124 185V184H123ZM172 185V184H171ZM191 185V184H190ZM206 185V184H205ZM50 186H52V184H50ZM89 186V185H88ZM103 186V185H102ZM128 186V184H127ZM183 186V184H182ZM185 186V185H184ZM195 186V185H194ZM94 187V186H93ZM99 187L101 188V186L99 185ZM136 187V186H135ZM168 187V186H166ZM165 187V188H166ZM179 187V186H177ZM191 187V186H190ZM193 187V186H192ZM191 187V188H192ZM104 188V186H103ZM138 189V187H136ZM133 190L132 193H137L138 196L136 197H139V193L143 192L140 191L139 192V189L138 191L136 190ZM140 188V187H139ZM188 188V187H186ZM88 189H90V187H88ZM183 189V188H182ZM185 189V188H184ZM51 191V189H50ZM66 191V190H65ZM106 191V190H104ZM132 191V190H131ZM136 191V192H135ZM145 191V190H144ZM78 192V191H77ZM96 192V191H95ZM99 192V191H97ZM101 192V191H100ZM169 192V191H168ZM65 193H68V190L65 192ZM111 193V192H110ZM166 193V192H165ZM172 193V191L170 190V193L168 195H170ZM179 193V191L177 192L176 191V195ZM49 194V193H48ZM92 194V193H90ZM101 194V193H100ZM104 195V193H102ZM101 194V196H102ZM113 194V193H111ZM110 194V195H111ZM115 194V193H114ZM124 194V192H123ZM133 194V195H135ZM152 194V193H151ZM75 195L77 196V194L75 193ZM80 195V194H79ZM78 195V196H79ZM116 195V194H115ZM126 195V193H125ZM124 195V196H125ZM132 195V194H131ZM145 195V194H144ZM149 195V194H148ZM165 195V194H164ZM173 198V194H171ZM22 196V195H21ZM37 196V195H36ZM35 196L34 193H30L29 195H24L23 199H20V198H17L18 196H15L13 195L12 193H10L9 191H6V192H1V189H0V252H3V253H7L8 250H10L14 244V241L15 239L17 238H25V237H28L27 235H31V237H40L41 235H45V234H48L50 238H53L52 241H53V244L54 243H58L60 242L61 244L63 243L65 245V247H67V249H69L70 251H73V252H81V253H84V248H85V245L86 247H89V243L90 241L94 240H90V236L92 234V231H94L93 227H94V220L92 221V219L94 218H91L90 217V220L89 222H91V224L93 226H91V224H86V226L88 227H84V220L86 222V218H89V217H86L85 216V219L83 217V214H85L86 212H84L83 208H82V212L79 213L77 212V209L79 211V207L81 209V204H77L78 208L74 205H71L72 204V198L70 199V197H65V199L61 201H59V203H55L57 200H55V202L52 200L50 201L51 203L53 204H49V205H46V199L45 202L44 201H40L39 198H37ZM92 196V195H90ZM105 196V195H104ZM108 196V195H107ZM113 196V195H112ZM88 197V196H87ZM94 197H96L94 195ZM93 197V198H94ZM114 197V196H113ZM122 197V196H121ZM120 197V198H121ZM126 197H129V196H126ZM125 197V198H126ZM146 197V196H145ZM183 197V196H182ZM181 197V198H182ZM62 198V197H61ZM80 198V196H79ZM90 198V197H89ZM100 198V197H99ZM124 198V199H125ZM134 197H129L127 200L132 199ZM148 198V197H147ZM177 198V197H176ZM66 199L69 200V202L66 201ZM82 199V198H81ZM85 199V198H83ZM119 199V197H118ZM142 199V197H141ZM144 199V198H143ZM179 199V198H178ZM50 200V199H49ZM76 200V199H75ZM87 200V199H86ZM85 200V201H86ZM134 200V199H133ZM147 200H150V199H147ZM147 200H143V201H147ZM153 200V199H152ZM186 200V199H185ZM82 202V204L84 203H87L86 202ZM142 201V202H143ZM166 201V200H165ZM172 203L171 205L174 206L173 202H174V198L173 200L171 199ZM63 202H67L66 205L65 203L63 204ZM92 202V201H91ZM96 202V201H95ZM101 202V201H99ZM105 202V201H104ZM126 202V201H125ZM126 202V203H127ZM141 202V201H139ZM151 202V201H150ZM149 202V203H150ZM170 202V200H169ZM182 202V201H181ZM71 203V204H70ZM80 203V202H79ZM90 203V202H89ZM135 203V202H134ZM93 204V203H92ZM95 204V203H94ZM103 204V203H102ZM113 205V203H111ZM110 204V205H111ZM121 204L122 206V203H119ZM128 204V203H127ZM139 204V203H138ZM166 204V202H165ZM88 206V203L86 204ZM91 205V204H90ZM100 205V204H99ZM131 205V204H130ZM137 205V204H136ZM149 205V204H147ZM155 205H157V203H155ZM159 205V204H158ZM168 205V204H167ZM85 206V205H84ZM82 205V207H84ZM86 206V207H87ZM97 207L98 204H96ZM96 206H94V209L96 208ZM114 206V205H113ZM113 206H111L112 208H114ZM141 206V205H139ZM139 206H138V209L136 210H139ZM143 206V205H142ZM141 206V208H142ZM154 206V205H153ZM101 207V206H100ZM107 207V206H106ZM110 206H108L107 208H109ZM131 207V206H130ZM144 207V206H143ZM158 207V206H157ZM170 206H166V208H168L167 210L170 211L171 209L169 208ZM189 207V205H188ZM102 208V207H101ZM101 208H96L97 211H99V209L101 210ZM137 208V206H136ZM173 208V207H172ZM92 209V208H91ZM127 208H125V210H127ZM143 209V208H142ZM170 209V210H169ZM196 209V207H195ZM95 210V211H96ZM106 209H103V211H105ZM112 209L110 208V211ZM88 211V210H86ZM94 211V210H93ZM108 211V209L106 210ZM109 211V213H110ZM172 211V210H171ZM190 211V210H189ZM193 211V210H192ZM84 212V213H83ZM92 212V211H91ZM102 212V211H101ZM118 212V211H117ZM130 212V211H129ZM141 212V211H140ZM155 212V211H154ZM100 213V212H99ZM103 213V212H102ZM108 213V212H106ZM121 213V212H120ZM138 213V211H137ZM145 214V212H143ZM142 213V214H143ZM151 213V212H149ZM153 213V212H152ZM104 214V213H103ZM102 214V215H103ZM116 214V213H115ZM132 215V213H130ZM188 214V213H186ZM95 215V214H94ZM120 215V214H119ZM125 215V213H124ZM153 216L154 215H157V213H153L152 214ZM143 216V215H142ZM92 217L93 214H92ZM129 217V215L127 216ZM134 216H132V219H133ZM159 217V216H158ZM157 217V218H158ZM191 217V215H190ZM116 218V217H115ZM130 218V217H129ZM153 218V217H151ZM150 218V219H151ZM183 218V217H182ZM83 219V220H82ZM138 219V217H137ZM156 219V218H155ZM171 219V218H170ZM87 220V221H88ZM100 220V219H99ZM105 220V219H104ZM103 220V221H104ZM111 220V218H110ZM136 220V219H134ZM183 220V219H182ZM188 220V218H187ZM133 221V220H131ZM174 221V220H173ZM185 221V220H184ZM183 221V222H184ZM105 222V221H104ZM114 222V221H113ZM124 222V221H123ZM127 222V220L125 221V223ZM158 222V221H157ZM103 223V222H102ZM100 223L99 226L102 224ZM146 223V222H144ZM164 223V222H163ZM187 224V223H186ZM89 225L91 226L89 228ZM157 225V224H155ZM153 224V226H155ZM165 224H162V227H164ZM183 225V224H181ZM97 225H95L96 227ZM98 226V227H99ZM125 226V225H124ZM184 226V225H183ZM94 227V228H95ZM98 227H96L94 233L96 235L93 234V236H97L99 233L101 236H102V233L104 235H108V234H105V230L102 231V229H104L103 226H100L101 230H98L99 232H97L96 230L99 229ZM103 227V228H102ZM181 227V226H180ZM123 228V227H122ZM125 228V227H124ZM161 228V227H160ZM181 229V228H180ZM187 229V228H186ZM188 229H191V228H188ZM159 230V228H158ZM178 231V230H177ZM177 233H175L176 235ZM110 235V234H109ZM112 235V234H111ZM156 234H154L155 236ZM174 235V233L172 234ZM99 236V235H98ZM153 236V235H152ZM151 236V237H152ZM104 237V236H102ZM110 236H108V240L105 242L110 244L111 247L114 245H116L114 243V241L112 242V238H109ZM114 237V236H113ZM150 237V239H151ZM178 237V236H176ZM42 238V237H41ZM155 238V237H154ZM157 238V237H156ZM167 238H170V237H167ZM184 238V237H183ZM89 239V241H88ZM105 239H107V237H105ZM122 239V238H120ZM153 239V237H152ZM151 239V240H152ZM164 239H166L164 237ZM163 239V240H164ZM182 239V238H181ZM41 240V239H40ZM102 240H104L102 238ZM149 240V239H148ZM156 240V239H155ZM162 240V241H163ZM177 240V239H176ZM176 240H175V244H176ZM97 241V240H96ZM101 241V239L99 240ZM161 241V242H162ZM89 242V243H87ZM146 242V241H144ZM180 242V241H179ZM98 243H102L101 242H98ZM150 243V242H149ZM147 244V243H146ZM165 244V242H164ZM172 244H173V241H172ZM179 244V243H178ZM186 244V243H185ZM99 245V244H98ZM103 245V243H102ZM107 245V244H106ZM119 245V244H118ZM149 245V244H148ZM147 245V246H148ZM93 246V245H92ZM100 246V245H99ZM104 246V245H103ZM163 246H166V245H163ZM173 246V245H172ZM178 246V245H177ZM193 246V245H192ZM107 247V246H106ZM155 247V245H154ZM171 247V246H170ZM183 247V246H182ZM181 247V248H182ZM51 248V247H50ZM102 248V247H101ZM105 248V247H104ZM172 248V247H171ZM87 251H92V250H95L94 252H97L96 250H99V248H86ZM115 249V247H114ZM117 249V248H116ZM149 248H147L148 250ZM169 249V248H168ZM174 249V248H172ZM88 251V252H89ZM106 251V250H104ZM115 251V250H114ZM170 251V250H169ZM191 251V250H190ZM101 252V250L99 251V253ZM108 252H113V251H108ZM179 252V251H178ZM173 253V252H172ZM190 253V252H189ZM8 254V253H7ZM5 254V256L7 255ZM77 254V253H76ZM86 254V253H85ZM92 254V253H91ZM98 254V253H97ZM96 254V255H97ZM178 254V253H177ZM187 254V253H186ZM191 254V253H190ZM189 254V255H190ZM3 255V254H2ZM65 255V254H63ZM73 255V254H72ZM103 255V253L101 254ZM111 255V254H110ZM109 255V256H110ZM171 252H170V256H171ZM100 256V255H99ZM98 255L97 256H94V257H99ZM126 256V255H125ZM165 256V254H164ZM163 256V257H164ZM173 256V255H172ZM192 256H193V252H192ZM111 257V256H110ZM116 259V258H115ZM119 259V258H118ZM116 259V260H118ZM26 260V259H25ZM115 260V261H116ZM181 260V259H180ZM114 262V261H113ZM118 262V261H117ZM165 262V261H164ZM193 262V260H192ZM52 262H48L47 264H51ZM112 263V262H111ZM135 263V262H134ZM57 264H68V261L64 259V257L62 256L61 258L58 259V262ZM113 264V263H112ZM191 264V263H189Z\"/></svg>",
	"mask_w": 264,
	"mask_h": 264
}]
</instances>
